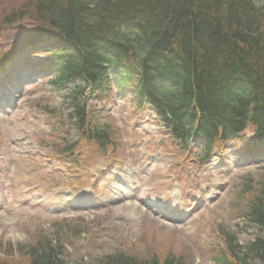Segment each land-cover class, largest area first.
<instances>
[{
	"label": "trees",
	"instance_id": "1",
	"mask_svg": "<svg viewBox=\"0 0 264 264\" xmlns=\"http://www.w3.org/2000/svg\"><path fill=\"white\" fill-rule=\"evenodd\" d=\"M19 6L0 8V34H8L0 43L5 38L9 45L0 49V76L42 55L46 60H29L27 69L45 74L62 95L55 115L69 111L74 131L103 157L114 148L111 126L95 124L88 99L109 100L114 88L137 114L152 112L178 154H190L196 140L204 146L200 161L234 140L264 148V0H23ZM240 196L248 200L243 217L259 234L242 249L234 234L220 230L225 247L215 260L264 264V174L243 182ZM21 248L18 264H68L56 240ZM95 264L183 262L119 253Z\"/></svg>",
	"mask_w": 264,
	"mask_h": 264
},
{
	"label": "rangeland",
	"instance_id": "2",
	"mask_svg": "<svg viewBox=\"0 0 264 264\" xmlns=\"http://www.w3.org/2000/svg\"><path fill=\"white\" fill-rule=\"evenodd\" d=\"M22 1L0 0V8L16 10ZM8 46L4 38L0 49ZM41 80L18 74L0 91V261L18 264L21 247L52 239L68 264H95L116 253L220 264V230L234 234L242 249L259 233L243 217L248 200L240 192L243 182L262 179L264 153L228 143L221 160L185 175L182 156L157 120L148 111L137 116L126 93L114 88L113 99H88L95 124L111 126L114 148L103 157L74 131L68 111L55 115L62 95ZM74 143L66 156H56ZM149 199L153 206L144 203Z\"/></svg>",
	"mask_w": 264,
	"mask_h": 264
}]
</instances>
